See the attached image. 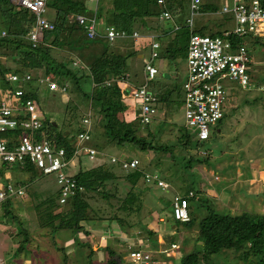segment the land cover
Masks as SVG:
<instances>
[{
  "label": "trees",
  "instance_id": "16d2710c",
  "mask_svg": "<svg viewBox=\"0 0 264 264\" xmlns=\"http://www.w3.org/2000/svg\"><path fill=\"white\" fill-rule=\"evenodd\" d=\"M86 1L47 0V11L51 16L49 21L53 23V29L42 30L39 33L38 44L33 47L28 35L34 28L35 14L13 0H0V31L7 32L6 36L0 37V94L7 88L13 90L16 87L24 89L23 99L31 98L35 101H38L41 88L49 92L59 91L62 94L60 89L50 90L37 82L39 76L46 75L65 85L69 93L80 94L77 104H71L72 98L66 101L67 115L61 127L58 123L46 119L42 128L33 135L36 140L47 139L56 147L64 148L67 158H71L78 144V135L89 128V138L81 144L77 158L81 159L82 152L89 158V153L84 149L89 147L96 151L93 160L100 158L102 161L89 168L80 166L73 177L82 186V190L77 191L65 204L59 203L57 188L55 192L42 198L35 205V210L39 228L46 231L44 234L50 236L49 233L69 231L77 246L75 253L78 255L82 253L87 259L86 263L92 264L94 252L89 242L94 234L92 229H103L107 237L117 236L115 226L124 234L130 230L133 237L146 234V238L143 239L145 244L129 248L150 250L149 246L154 248L157 244L154 236L158 229L153 225V221L161 222L160 218L165 217L168 212L171 199L165 200L167 202L159 212L155 211L152 208L156 204V194L152 192V185L155 184L145 181L144 172H147L151 165L157 169L163 165L162 159L158 156L160 153L169 155L171 160V165L166 166L168 173L164 172L165 180L170 184L169 189L172 188L174 194H180L178 190L186 189L185 194L180 195L188 199L189 210L192 198L199 194L195 184L199 185L201 176L196 168L211 165V161L206 154L190 151L196 144L185 126L177 128L176 141L168 143L159 141L164 132L163 120L155 118V128H152L150 123L146 125L140 123L139 104L131 94L136 85L145 82V78H142V72L143 77L145 75L144 65L143 69L141 67L144 55L141 50L134 47L139 38H120L102 45L98 42L99 35L89 39L83 28L75 21L76 15L86 17L94 15L98 23L101 18L103 19L105 27H116L128 34L137 31L142 35L141 38L157 34L159 39L170 35L171 32L163 28L164 22L159 19L162 8L157 0H102L95 9H90ZM185 2L186 0H166L167 9L180 25V29L174 31V36L167 42L166 50L170 52L171 59L177 58L179 54L182 58L187 56L190 28L185 23L186 19L183 21L181 18ZM214 12H220L219 7L214 3H204L202 0L198 13L200 18L196 27H192V31L205 34L204 30L208 25L203 24L202 19ZM182 30L186 31L183 39L180 37ZM224 31L227 30L213 31L210 36H222ZM227 39L231 41L233 48L241 43L247 45L250 42L247 47L259 43V38L252 35L238 36L231 33ZM79 46L82 48L77 49ZM176 46L180 47V51ZM248 49L250 51L253 48ZM12 73L18 75L28 73L32 77L25 83L8 82L7 76ZM168 75L170 74L165 73L164 78ZM86 78L90 80L91 85L88 82L83 84ZM72 81L73 89L70 84ZM156 81L157 78L149 80L148 87L159 101L165 99L170 101L175 94L180 93L177 85L174 87L167 85L166 90L162 91L157 88ZM83 101L85 102L82 103ZM84 105L85 112L82 109ZM84 118L90 120L89 124L83 122ZM24 133L23 129L18 128L3 133L2 136L15 139ZM112 145H131L148 158L139 161L137 168L124 170L119 162H112L111 157L108 160L103 158V150ZM176 148L179 154L174 152ZM4 170H13L19 175L36 173L35 168L27 161L3 165L0 171L2 175ZM190 192L192 195H189ZM16 199L6 200L0 212L1 218L17 222L20 228L18 233L22 234V240L18 243L14 256L25 251L31 240L30 231L20 225L22 220L15 213ZM197 207H205L206 211L198 222L196 236L197 241L202 242V248L201 250L192 248L190 252L181 256L180 264H200L202 252L207 256H214L228 251L236 253L239 260L237 264H264V213L220 212L206 199H201ZM189 213L188 222L167 220L173 221L176 233L180 230L189 231L193 227L195 217L193 211ZM82 235L88 240L82 241ZM164 237L166 241L164 240L162 246L167 251L175 244L176 236L167 234ZM110 242L105 245L108 254L106 264H125L123 258L125 255L129 256L128 251L125 255L116 252ZM57 245V242L53 241V246ZM57 248L60 251L64 249L62 246ZM84 248L88 249L87 253ZM149 252L153 261L160 260L159 257L152 255V250ZM64 257L66 260L64 259L63 264H70L67 259L71 256L64 254ZM174 259L173 257L171 260Z\"/></svg>",
  "mask_w": 264,
  "mask_h": 264
},
{
  "label": "rangeland",
  "instance_id": "374dc122",
  "mask_svg": "<svg viewBox=\"0 0 264 264\" xmlns=\"http://www.w3.org/2000/svg\"><path fill=\"white\" fill-rule=\"evenodd\" d=\"M86 2L87 6L91 9L92 7L95 8L97 1L87 0ZM207 2L216 4L219 10L223 5L231 4V0H204V3ZM189 13V1L186 0L181 10L183 21L189 16ZM45 17L47 19L51 18L48 11ZM199 18V14L193 17V27H196ZM202 20L203 24L208 25L207 29L204 30V33L208 35L216 30L232 31L235 27V20L228 13H209ZM165 25H163V28ZM103 33L104 30L99 35L98 42L106 45L110 42L104 37ZM174 34L175 32H172L170 35L158 39L160 43L158 49L159 57L154 60V65L159 70V73L155 77L157 78L155 84L157 83L158 87H162L165 82L169 87L177 85V88H180V93L175 94L168 103H164L163 101L162 104L159 101L157 104L155 118L164 122V132L161 134L159 141L168 143L176 141L178 135L176 129L183 128L186 124L185 102L181 86L185 81L186 71L184 67L187 65V62L180 54L175 59L169 58L170 52L166 50L167 42L171 40ZM185 35V30L180 31L182 39ZM258 41L259 43L256 45L250 44L251 46H248L253 48L250 50L253 58L251 75L255 78L254 82L256 84L253 82L254 86L246 89L235 81H223L226 93L223 103V118L210 126V137L208 140L199 143L196 135L192 134V141L196 146L190 148V151L203 155L206 154L211 161V165H203L196 168L201 176L199 185L195 184V188L199 190V194L192 198L190 202L191 210H189L190 212L193 211V216L195 217L194 225L189 231L180 230L176 233L173 221L157 222L154 220L153 225L158 229L157 234L154 236L157 244L154 248L151 246L149 248L153 251L152 255L154 254L160 258L155 264H168L173 257L176 258L174 260L180 261L181 256L190 252L192 248L201 250L202 242L197 241L196 237L198 222L206 213L205 207H197L201 199H206L210 205L220 212H229L231 214L243 211L264 213V90L260 89V86L264 82L262 80V83H257V78L259 80L264 78V38H259ZM149 44V38L140 37L134 47L141 50L146 58H149ZM81 48L82 46L77 47V49ZM176 48L180 51V47L176 46ZM143 65L144 62L142 61V69ZM139 69L141 68L139 67ZM165 73H169L171 77L165 79ZM142 78H144L143 72ZM87 82L91 85L88 78L84 79L83 84L85 85ZM58 84L62 86L61 82H58ZM70 84L73 89L74 82L72 81ZM79 96L80 94L75 95L68 91L65 93L62 91V94H60L59 91L49 92L41 88L38 101H34L41 112L43 123L46 119H50L61 127L67 115L65 112L66 101L72 98L71 104H77V100L80 99ZM82 109L85 112L86 105ZM155 122L156 119L150 123L152 128H155ZM142 133L145 134V131ZM174 152L179 154L177 148ZM102 153L103 158L107 160L110 157H135L139 161H145L148 158L146 154L138 151L131 145H112L103 150ZM81 155L80 162L77 161L76 165L72 163L67 167L65 170L67 173L74 174L81 165L83 168H89L102 161L100 158L90 160L84 152ZM158 156L162 159L163 165L158 169L153 167L154 165H151L148 171L158 170L162 177L165 178L166 174L164 172L168 173L166 172V166L171 165V160L167 154L163 155L160 153ZM15 177L23 184H26V194L16 199L17 202L14 208L16 215L22 220L20 225L30 231L31 240L26 245L25 251L14 256V251L20 240H22V234L18 233L20 228L17 222H9L6 218H1L0 215V260L4 264H63L64 259L66 260L64 254H69L71 258L67 259V261L69 260L70 264H87L85 255L75 253L77 246L74 243L73 235L69 231L63 230L54 234L49 233L50 236H47L44 234L46 232L45 229L39 228L35 205L58 188L55 174L41 175L36 171L35 174H16ZM171 189L167 191L152 185V192L156 194V204L152 207L155 211L159 212L167 202L165 200L171 199L174 194L173 189ZM185 191V188L178 190L182 195L185 194ZM114 229L117 236L113 235L107 238L103 229H92L94 234L92 240H89L94 252L92 264H106L108 254L105 250V245L110 241L113 249L116 252L123 253V255L128 251L129 246L138 247L140 244H145L143 243L145 241L143 239L146 238V234L133 237L130 230H127L126 234H124L120 231L119 227L115 226ZM167 234H174L177 237L174 240L176 247H171V249L167 250L168 255L162 246L165 240L164 236ZM81 237L82 241L88 240L84 235ZM53 241L57 242L58 245L53 246ZM60 246L64 248L63 251L58 250L57 247ZM84 250L86 253L88 252L87 248H84ZM123 260H125V264H131V259L128 255H125ZM199 262L200 264H237L239 260L236 253L229 251L214 256H207L202 252Z\"/></svg>",
  "mask_w": 264,
  "mask_h": 264
},
{
  "label": "built area",
  "instance_id": "2783aa9c",
  "mask_svg": "<svg viewBox=\"0 0 264 264\" xmlns=\"http://www.w3.org/2000/svg\"><path fill=\"white\" fill-rule=\"evenodd\" d=\"M13 1L35 14V25L28 35L31 45L35 47L39 41V33L42 30L53 29V23L45 17L47 0ZM201 2L202 0H189L190 13L185 20L190 28L186 56L187 76L182 85L185 102V127L190 134L196 135L200 142L209 139L210 126L217 123L224 115L223 103L226 93L223 81H235L246 89L254 86L255 78L251 75L253 58L247 45L241 43L233 48L227 37L234 33L238 36L252 35L264 38V0H231L230 5H223L220 13L231 14L235 20V27L232 31H224L222 36H210L192 31L193 17L199 13ZM157 3L162 8L159 19L167 24L165 25L166 29L171 33L179 30L180 25L167 9L166 0H157ZM75 21L83 28L89 39L101 34L98 29V20L94 15L92 17L76 15ZM6 35V30L0 31V37ZM103 35L109 42L126 37L135 39L142 37L137 31L128 34L125 30L112 26L105 27ZM148 37L150 57L143 59L145 82L136 85L131 93L139 104L142 125L149 124L155 119L159 102L155 93L149 89L148 82L159 73L157 66L154 65V60L159 57L160 43L157 34H150ZM31 77L28 73L24 75L12 73L7 76V80L8 82L25 83L31 80ZM257 80V83H262V80L264 82V78L260 80L257 78ZM37 82L47 86L50 90L66 91V86H60L50 75L38 77ZM260 89L264 90V83ZM24 93L23 88L16 87L13 90L7 88L0 94V171L3 165L27 161L41 175L55 174L59 203L63 205L77 191L82 190V186L74 179V174H69L65 170L77 158L81 151V144L89 138V128L78 135L75 152L71 158H67L64 148L56 147L47 139L36 140L34 138V132L42 128L43 121L36 102L31 98L23 99ZM83 122L89 124L90 120L84 118ZM18 128L23 129L25 133L15 139L2 136L3 133ZM84 149L89 153V159L93 160L96 156L95 149L89 147ZM111 161L119 162L124 170L137 168L139 165L137 158L111 157ZM13 174H16L13 170H4L3 175L0 173V212L6 200L20 198L26 194L25 184L13 177ZM144 179L147 183L155 184L163 190L168 191L170 188V184L158 170L144 172ZM189 195L192 193L190 192ZM164 220L166 222L167 220L188 222L190 220L188 199L178 193L174 194L168 212L165 217L160 218V221ZM172 247H176L175 244ZM165 252L167 254L168 251ZM128 254L132 264L156 263L147 249L131 247ZM0 264L4 263L0 260ZM168 264H180V262L170 260Z\"/></svg>",
  "mask_w": 264,
  "mask_h": 264
},
{
  "label": "crops",
  "instance_id": "0c3cea01",
  "mask_svg": "<svg viewBox=\"0 0 264 264\" xmlns=\"http://www.w3.org/2000/svg\"><path fill=\"white\" fill-rule=\"evenodd\" d=\"M89 1H94V0H89ZM97 2H96V6H95V8L97 7V5L98 4H101L102 3V0H96ZM103 3H105V1L103 2ZM94 7H92L91 9H95ZM163 23V22H162ZM163 25H165V24H163ZM104 28H105V26H104V22H103V19L101 18L100 20H99V23H98V29H99V31L102 33L103 32V30H104ZM167 28V26H165L164 27V29H166ZM166 36H168V35H166ZM143 57H145V56H143ZM146 58V57H145ZM184 59L186 60V58L184 57ZM184 70L186 71L185 72V79H186V76H187V65L184 67ZM171 77V75H168L167 76V78H165V79H169ZM167 86V84L164 82L163 83V86L162 87H157V88H159V89H161L162 91L163 90H166V87ZM162 102V104H163V101H161ZM169 101H167L166 99L164 100V103H168ZM77 158H75L73 161H72V163L74 164V165H76L78 162L77 161H79L80 162V158H78L77 160H76ZM13 177H15L16 176V174H13L12 175ZM104 237V236H103ZM105 237L107 238V236L105 235Z\"/></svg>",
  "mask_w": 264,
  "mask_h": 264
},
{
  "label": "water",
  "instance_id": "95a60500",
  "mask_svg": "<svg viewBox=\"0 0 264 264\" xmlns=\"http://www.w3.org/2000/svg\"><path fill=\"white\" fill-rule=\"evenodd\" d=\"M172 45V43H170V46Z\"/></svg>",
  "mask_w": 264,
  "mask_h": 264
}]
</instances>
